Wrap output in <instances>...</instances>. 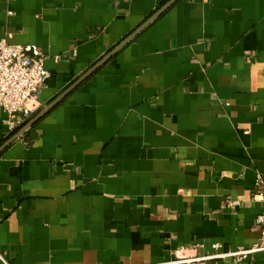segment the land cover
I'll return each mask as SVG.
<instances>
[{
    "label": "crops",
    "instance_id": "crops-1",
    "mask_svg": "<svg viewBox=\"0 0 264 264\" xmlns=\"http://www.w3.org/2000/svg\"><path fill=\"white\" fill-rule=\"evenodd\" d=\"M170 1L0 0L50 73L0 148ZM263 213L264 0L177 1L0 154V264H187Z\"/></svg>",
    "mask_w": 264,
    "mask_h": 264
},
{
    "label": "built area",
    "instance_id": "built-area-1",
    "mask_svg": "<svg viewBox=\"0 0 264 264\" xmlns=\"http://www.w3.org/2000/svg\"><path fill=\"white\" fill-rule=\"evenodd\" d=\"M12 37L6 35L0 42V109L7 114L5 124L10 133L28 122L39 110V97L50 78L45 67L46 57L42 52L37 47L14 44L11 42ZM225 205L230 207L236 204L228 201ZM257 224L261 236L253 247L234 251L214 245V253L183 260L182 263L212 264L217 260H233L241 264L251 256L264 254V213L258 217Z\"/></svg>",
    "mask_w": 264,
    "mask_h": 264
},
{
    "label": "water",
    "instance_id": "water-1",
    "mask_svg": "<svg viewBox=\"0 0 264 264\" xmlns=\"http://www.w3.org/2000/svg\"><path fill=\"white\" fill-rule=\"evenodd\" d=\"M179 0H171L164 7H162L155 15L148 19L142 26H140L135 32L128 36L123 42H121L114 50H112L107 56H105L98 64H96L90 71H88L81 79L68 88L62 95L54 100L47 108H45L38 116H36L31 122H29L22 130H20L13 138H11L2 148H0V154L7 148L19 140L27 131L37 125L42 119H44L49 113H51L56 107H58L64 100H66L73 92H75L81 85H83L88 79L96 74L107 62L115 57L123 48H125L130 42L140 35L147 27L161 17L169 8H171Z\"/></svg>",
    "mask_w": 264,
    "mask_h": 264
}]
</instances>
